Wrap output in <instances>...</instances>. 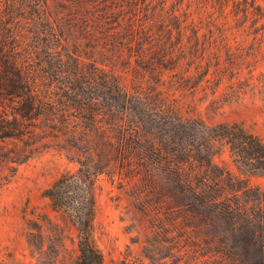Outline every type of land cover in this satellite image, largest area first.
<instances>
[{
  "label": "trees",
  "instance_id": "16d2710c",
  "mask_svg": "<svg viewBox=\"0 0 264 264\" xmlns=\"http://www.w3.org/2000/svg\"><path fill=\"white\" fill-rule=\"evenodd\" d=\"M228 33L252 52L222 59L199 41ZM258 55L260 0H0V188L50 148L78 164L44 189L52 214L30 210L27 254L0 264H108L93 236L101 174L147 217L151 264H264V189L251 181L264 178V141L207 123V94L195 100L210 88L216 103L222 75Z\"/></svg>",
  "mask_w": 264,
  "mask_h": 264
},
{
  "label": "rangeland",
  "instance_id": "374dc122",
  "mask_svg": "<svg viewBox=\"0 0 264 264\" xmlns=\"http://www.w3.org/2000/svg\"><path fill=\"white\" fill-rule=\"evenodd\" d=\"M260 1L264 3V0ZM203 40L215 41L209 51L217 49L222 59L231 55L246 56L252 52L251 37L228 33L200 36L199 41ZM182 42L190 45L193 39L186 35ZM257 59L254 62L249 57L247 62L251 64L248 66L244 63L232 78V72L229 71L222 75L213 95L216 103H208L211 98L210 88L198 92L195 100L207 94L206 101L199 102V112L207 123L240 122L264 141V59L261 60L260 55ZM250 70L252 73H249ZM122 78L128 83L129 77L126 74L122 73ZM216 160L236 171L230 164L227 152H223ZM77 166L75 158L71 160L65 152L50 148L17 167L10 182L0 188V257L7 252L21 258L27 254L26 219L31 217L30 210L34 208L36 212L51 213L48 200L42 194L44 189L61 173L73 171ZM251 181L259 183L264 189V178H252ZM128 189L117 176L101 174L98 177L95 189L94 242L108 264H151L143 249L147 238L153 235L152 230L147 217L137 209L135 199ZM65 244L68 251L74 249L73 229L68 231ZM157 248L164 251L160 246Z\"/></svg>",
  "mask_w": 264,
  "mask_h": 264
}]
</instances>
